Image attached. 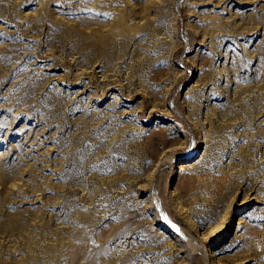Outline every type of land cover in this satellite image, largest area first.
<instances>
[{"label":"rangeland","instance_id":"rangeland-1","mask_svg":"<svg viewBox=\"0 0 264 264\" xmlns=\"http://www.w3.org/2000/svg\"><path fill=\"white\" fill-rule=\"evenodd\" d=\"M0 264H264V0H0Z\"/></svg>","mask_w":264,"mask_h":264},{"label":"bare ground","instance_id":"bare-ground-1","mask_svg":"<svg viewBox=\"0 0 264 264\" xmlns=\"http://www.w3.org/2000/svg\"><path fill=\"white\" fill-rule=\"evenodd\" d=\"M191 153L193 154V153H194V151L190 152V154H191ZM201 245H202V244H201ZM197 247H198V246H197ZM201 247H202V246H201ZM206 258H207V257H206ZM123 261H124V260H123Z\"/></svg>","mask_w":264,"mask_h":264},{"label":"snow or ice","instance_id":"snow-or-ice-1","mask_svg":"<svg viewBox=\"0 0 264 264\" xmlns=\"http://www.w3.org/2000/svg\"><path fill=\"white\" fill-rule=\"evenodd\" d=\"M175 227V226H174ZM178 230V229H177Z\"/></svg>","mask_w":264,"mask_h":264}]
</instances>
